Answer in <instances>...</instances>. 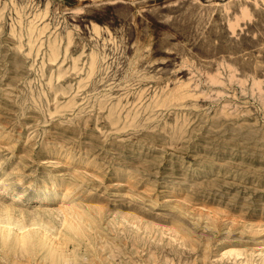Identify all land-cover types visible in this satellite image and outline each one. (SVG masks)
<instances>
[{
    "label": "rangeland",
    "instance_id": "rangeland-1",
    "mask_svg": "<svg viewBox=\"0 0 264 264\" xmlns=\"http://www.w3.org/2000/svg\"><path fill=\"white\" fill-rule=\"evenodd\" d=\"M55 242L264 264V0H0V264Z\"/></svg>",
    "mask_w": 264,
    "mask_h": 264
},
{
    "label": "bare ground",
    "instance_id": "bare-ground-1",
    "mask_svg": "<svg viewBox=\"0 0 264 264\" xmlns=\"http://www.w3.org/2000/svg\"><path fill=\"white\" fill-rule=\"evenodd\" d=\"M64 209V208H63ZM7 213V212H6ZM72 213V212H71ZM7 215H8V213H7ZM80 216V215H79ZM66 218V217H65ZM80 218H81V216H80ZM70 219V218H69ZM80 220V219H79ZM83 221V223H84V220H82ZM87 221V220H86ZM7 223V222H6ZM86 224H88V223H86ZM4 225V224H3ZM9 225V224H8ZM88 226H89V224H88ZM75 227V226H74ZM3 230V229H2ZM9 231V230H8ZM22 231V230H21ZM2 234H3V231L1 232ZM4 234H6V233H4ZM3 234V235H4ZM8 234V233H7ZM2 235V236H3ZM5 236V235H4ZM25 238H26V236L23 234V233H21V234H18V236L16 237V242L18 243V244H21V246L24 244V240H25ZM56 238V237H55ZM58 242V241H57ZM60 244L59 243H51L50 245H49V249H50V254H51V256H54L59 262L60 261H64V262H62L63 264H66L67 263V261H68V256L66 255V254H64L63 253V251L65 250H62V248L59 246ZM24 247V246H23ZM231 252V251H230ZM234 253V252H233ZM236 254V253H235ZM53 257V258H54ZM66 262V263H65ZM56 264H58V263H56ZM60 264H61V262H60Z\"/></svg>",
    "mask_w": 264,
    "mask_h": 264
}]
</instances>
